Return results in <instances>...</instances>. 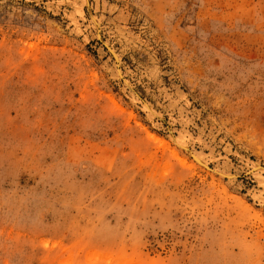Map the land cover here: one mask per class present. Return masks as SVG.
Returning a JSON list of instances; mask_svg holds the SVG:
<instances>
[{
	"label": "rangeland",
	"instance_id": "obj_1",
	"mask_svg": "<svg viewBox=\"0 0 264 264\" xmlns=\"http://www.w3.org/2000/svg\"><path fill=\"white\" fill-rule=\"evenodd\" d=\"M88 2L0 0V264H264V0Z\"/></svg>",
	"mask_w": 264,
	"mask_h": 264
},
{
	"label": "bare ground",
	"instance_id": "obj_2",
	"mask_svg": "<svg viewBox=\"0 0 264 264\" xmlns=\"http://www.w3.org/2000/svg\"><path fill=\"white\" fill-rule=\"evenodd\" d=\"M89 4V2H88V0H87V5ZM94 17L95 16H91V18L92 19H94ZM96 18V17H95ZM95 21V20H94ZM95 24H96V28H97V38H99L100 37V39H102V37H101V34H100V26L99 25H97V22H95ZM104 42V45H103V47L106 49V50H108V52L112 55V57L114 58V60L116 61L117 59H116V57H115V55L113 54V52H112V50H111V48L108 46V45H106L107 43L105 42V41H103ZM119 77L123 80V75H122V73H121V71L119 70ZM148 109V108H147ZM178 141V140H177ZM179 144H181L180 142H178ZM188 153H190L191 154V151L188 149V148H184ZM195 157V156H194ZM196 160L198 161V162H200V163H203L204 164V162L200 159V158H196ZM196 161V162H197ZM255 168V167H254ZM260 168H264V167H262V166H260V165H256V170L257 169H260ZM255 170V171H256ZM221 173V172H220ZM222 175H224V176H228V175H226V174H224V173H221Z\"/></svg>",
	"mask_w": 264,
	"mask_h": 264
},
{
	"label": "water",
	"instance_id": "obj_3",
	"mask_svg": "<svg viewBox=\"0 0 264 264\" xmlns=\"http://www.w3.org/2000/svg\"><path fill=\"white\" fill-rule=\"evenodd\" d=\"M100 40V42L102 43V45H104V42L102 39H100V37L98 38Z\"/></svg>",
	"mask_w": 264,
	"mask_h": 264
}]
</instances>
